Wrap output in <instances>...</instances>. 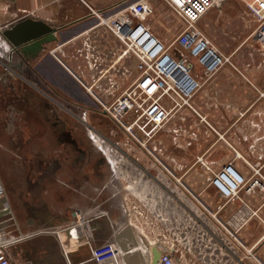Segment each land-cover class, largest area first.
<instances>
[{"label": "crops", "instance_id": "0c3cea01", "mask_svg": "<svg viewBox=\"0 0 264 264\" xmlns=\"http://www.w3.org/2000/svg\"><path fill=\"white\" fill-rule=\"evenodd\" d=\"M137 1L140 0H0V79L12 73L21 56L12 53V47L2 32L24 18L33 17L57 29L55 35L58 40L45 44L50 48V58L57 61L87 93L90 90L105 102H111L138 74L137 59L124 52L123 43L101 20ZM148 1L153 7V16L144 23L164 44L170 46L174 43L186 27L184 17H192L219 49L230 56V63L196 93L193 104L206 117V125L225 131L220 139L234 147L236 156L232 163L241 175L249 179L253 174L247 162L258 165L264 174V154H245L241 149L242 143L251 141L243 138L242 129L247 126L254 130L261 127L259 122L264 123L260 114L264 113V100L259 94L264 89V51L249 42L253 30L243 34L244 16L249 19L245 14V4L240 0H224L217 5H208L205 0ZM24 50L27 53L33 49ZM87 54L91 56L90 61ZM127 69L131 72L127 73ZM206 127L209 129L208 125ZM233 130L235 138L232 134L230 143L226 135ZM258 141L259 145L264 143V137ZM239 153L242 157L238 156ZM206 160L212 162L210 156ZM208 173L211 174L208 171L205 174ZM50 192L55 193L53 187ZM159 192L154 204L152 199L145 203L148 221L142 230L152 232L153 236L147 235L148 239L140 236L133 219L130 223L117 225L122 232L130 225L139 246L131 245L130 239L122 236L120 249L117 250L119 259L112 256L113 259L102 264H128L123 258L139 250L145 261L143 263L142 257L138 256L135 264H151L152 248L156 246L161 253L166 249L162 239L174 242L179 249L173 253L176 264H264L263 192H241L248 208L241 201L224 200L211 184L202 190L203 200L187 187L175 186L172 191ZM109 194L115 197V190ZM113 197L109 196L108 201L111 202ZM5 199L13 211L14 231L19 235H29L9 250L13 260L19 264H97L91 251L95 249V238L97 241H111L104 235V222L93 225L96 233L88 239L94 243L63 234V225L70 215L54 213L50 206L28 205V209L33 211L32 216L21 224L7 196ZM115 203L111 202V209L116 208ZM251 211H257L258 216L250 217ZM236 215L238 221L234 219ZM149 216H154L153 224H149ZM243 221L236 236L247 249L254 248L258 261L247 258L245 250L240 249L222 227L238 228ZM57 229L60 235L54 231ZM112 229L115 231L116 226L113 225ZM119 231L114 233V243ZM122 243H127L130 249L134 248L125 253L121 249ZM129 264H133L131 260Z\"/></svg>", "mask_w": 264, "mask_h": 264}, {"label": "rangeland", "instance_id": "374dc122", "mask_svg": "<svg viewBox=\"0 0 264 264\" xmlns=\"http://www.w3.org/2000/svg\"><path fill=\"white\" fill-rule=\"evenodd\" d=\"M195 23L202 29L196 19ZM243 23V34L253 30L249 22ZM249 42L260 47L254 38ZM49 50L46 45L43 51L19 56L12 73L0 79V179L21 224L32 216L33 211L28 209L31 204L69 214L63 226L81 224V233L88 237L96 233L93 225L104 222V235L111 241L95 238V261L102 264L112 256L119 259L121 224L133 219L140 236H153L142 230L146 227L148 199L154 204L160 190L166 193L178 184L203 200L201 192L213 174L200 170L199 159L210 156L212 169L218 172L223 164L233 162L236 153L233 146L220 139L225 131L213 129L210 124L207 129L202 119L205 116L194 106V99L192 104L200 116L186 108L159 132L151 134L135 126L130 131H120L118 137L109 134L106 139L105 129L111 120L95 113L85 90L50 58ZM193 62L197 63L195 59ZM260 114L264 117V113ZM131 118L126 119V126L133 122ZM259 123L261 127L256 130L247 126L242 129L243 138L251 139L241 144L245 154H264V143L258 144V139L264 137V123ZM95 127L99 131L98 142ZM234 132H227L230 143ZM195 163L199 170L192 171ZM161 165L175 171V177L167 176ZM52 187L55 193L50 192ZM113 190L115 197L109 194ZM109 196L116 201L115 209H111ZM149 218V224L152 219L154 222V216ZM9 229L13 230L9 238L29 237L14 231L15 225ZM54 231L60 235L58 229Z\"/></svg>", "mask_w": 264, "mask_h": 264}, {"label": "built area", "instance_id": "2783aa9c", "mask_svg": "<svg viewBox=\"0 0 264 264\" xmlns=\"http://www.w3.org/2000/svg\"><path fill=\"white\" fill-rule=\"evenodd\" d=\"M205 1L208 5H217L224 0ZM240 1L245 4V14L250 17L247 19L244 16V20L254 26L250 38H254L264 51V0ZM152 13L153 7L150 2L140 0L101 20V23L123 43L124 52L137 59L138 73L122 94L109 106L102 104L103 108L110 113L117 125L126 131L137 126L143 131L149 130L151 134L161 131L173 117L175 118L186 108L200 116L192 104L193 97L223 66L230 63V56L225 55L219 49L198 27L192 17H184L185 29L174 43L167 46L157 39L144 23ZM11 51L15 52L13 48ZM86 57L89 60L91 56L87 54ZM193 59L197 63L193 62ZM126 72L131 71L127 69ZM259 94L260 99L264 100V89L259 91ZM130 117L133 122L129 124L130 126H126L128 125L126 119ZM202 119L207 123L206 117ZM96 137L97 134L95 141L98 142L100 138L96 139ZM201 163L206 171L213 174L210 184L228 202H243L241 197L243 190L247 193L256 191L264 193V174L257 166H250L253 174L247 179L236 170L233 163L223 165L218 172L213 171L210 163H205L202 159ZM5 198V188L0 180V212L4 211L0 215V264H19L13 260L9 252L10 248L17 243L10 242L14 237H8L13 232L9 228L14 225V215ZM243 204L248 208L244 202ZM255 215L258 216L257 211H251L250 217ZM234 217L238 221V216ZM145 218L147 224L148 217L145 216ZM151 224H153L152 220ZM243 224L244 221L234 229L224 225L222 227L237 242L238 247L245 250L247 258L257 260L254 248L247 249L236 236V232ZM80 226L74 224L62 230L68 232L76 240L82 237L90 241L91 237L81 233L83 227ZM162 243L166 249L161 253L159 264H176L173 253L178 252L179 249L174 242L167 241V239H162ZM145 249L147 252L148 248ZM91 251L93 257L96 258L97 248ZM65 255L67 257V253Z\"/></svg>", "mask_w": 264, "mask_h": 264}, {"label": "water", "instance_id": "95a60500", "mask_svg": "<svg viewBox=\"0 0 264 264\" xmlns=\"http://www.w3.org/2000/svg\"><path fill=\"white\" fill-rule=\"evenodd\" d=\"M56 31L57 29L53 27V25L44 20L27 17L15 23L12 27L5 29L2 34L10 43L15 53L26 56L31 52L43 51L45 44L57 39L55 35ZM26 48L36 49V51L29 50L26 53V51H23ZM2 213H4V211L0 212V215ZM122 235L130 239L131 242L129 243L131 245H134L135 247L139 246V242L130 225L126 227V229L122 232ZM121 249L125 253L131 251L127 243H122ZM152 254L151 264H159L161 252L156 246L152 248ZM138 256L142 257L144 263L145 259L141 250L137 251V253H133L129 257H124L123 261L129 264V261L131 260V262L135 264L134 261L137 262Z\"/></svg>", "mask_w": 264, "mask_h": 264}, {"label": "flooded vegetation", "instance_id": "af4514ba", "mask_svg": "<svg viewBox=\"0 0 264 264\" xmlns=\"http://www.w3.org/2000/svg\"><path fill=\"white\" fill-rule=\"evenodd\" d=\"M58 39H56L55 41H57ZM49 52H50V50H49ZM80 84V83H79ZM95 86V85H94ZM86 92V91H85ZM89 92L90 93H87L86 92V94H87V96L89 97V99L90 100H92V105H93V107L92 108H95V113H100V114H102V115H104L105 116V118H107L109 121L111 120V125H110V127L109 128H106L105 130H106V139H107V137H108V135L110 134V135H114V136H116V137H118L119 136V132L120 131H122V132H124L125 131V129L124 128H121L119 125H117V123L115 122V120L112 118V116L110 115V113L109 112H107L104 108H103V105L102 104H107L108 106L110 105V104H112L113 102H114V100L117 98H114V99H112L111 100V102H105L104 100H103V98H101L100 96H97V94L95 93V92H91L90 90H89ZM95 103H96V105H95ZM97 107V108H96ZM86 113H85V119H86ZM84 119V120H85ZM124 129V130H123ZM95 131H96V134L97 135H99L98 133H99V131H98V129L95 127ZM98 132V133H97ZM104 134H102L101 136H103ZM105 140V139H104ZM108 140H110V139H108ZM202 160H203V162H208L206 159H205V156H203V158H202ZM158 162H160V160L158 159L157 160ZM199 161H200V163H201V158L199 159ZM160 164H162V162L160 163ZM161 166H163V169H161L164 173H166L167 174V172H168V175H171V176H175V171L173 172V171H170V170H166L165 169V166L164 165H161ZM162 168V167H161ZM197 167H196V163L195 164H193V166H192V168H191V170L192 171H194L195 169H196ZM197 170H199L198 168L196 169V171ZM200 170L201 171H203L204 173H206V170L204 169V166L202 165V166H200ZM166 171V172H165Z\"/></svg>", "mask_w": 264, "mask_h": 264}, {"label": "bare ground", "instance_id": "6f19581e", "mask_svg": "<svg viewBox=\"0 0 264 264\" xmlns=\"http://www.w3.org/2000/svg\"><path fill=\"white\" fill-rule=\"evenodd\" d=\"M24 51H25V50H24ZM238 156H239V157H242V154L239 153ZM246 162H247V161H246ZM247 164H248L249 166H251V163H248V162H247ZM162 168H163V167H162ZM178 186H179V185L177 184L176 187H178ZM24 238H25V237H24ZM23 240H24V239H23ZM13 241H14V243H18V242H20V241H22V240L13 238V240L10 241V242H13ZM133 248H134V247H132L131 250H132ZM145 251H146V250H145ZM151 259H152V257H151Z\"/></svg>", "mask_w": 264, "mask_h": 264}]
</instances>
